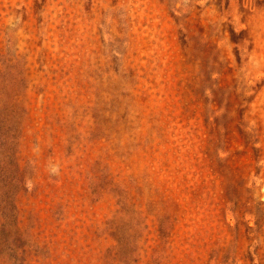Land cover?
<instances>
[{
  "label": "rangeland",
  "instance_id": "1",
  "mask_svg": "<svg viewBox=\"0 0 264 264\" xmlns=\"http://www.w3.org/2000/svg\"><path fill=\"white\" fill-rule=\"evenodd\" d=\"M0 264H264V0H0Z\"/></svg>",
  "mask_w": 264,
  "mask_h": 264
}]
</instances>
